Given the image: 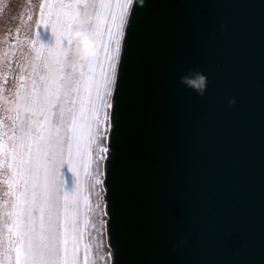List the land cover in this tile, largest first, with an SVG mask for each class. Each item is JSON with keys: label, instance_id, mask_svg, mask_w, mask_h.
Segmentation results:
<instances>
[{"label": "water", "instance_id": "obj_1", "mask_svg": "<svg viewBox=\"0 0 264 264\" xmlns=\"http://www.w3.org/2000/svg\"><path fill=\"white\" fill-rule=\"evenodd\" d=\"M146 2L103 140L106 254L264 264V0ZM197 74L203 94L182 82Z\"/></svg>", "mask_w": 264, "mask_h": 264}, {"label": "snow or ice", "instance_id": "obj_2", "mask_svg": "<svg viewBox=\"0 0 264 264\" xmlns=\"http://www.w3.org/2000/svg\"><path fill=\"white\" fill-rule=\"evenodd\" d=\"M36 6L34 31L28 26L20 38L17 28L11 51L0 54V264H112V251L105 254L91 231L100 207L91 196L103 184L93 164L108 158L109 148L98 141L114 126L119 133L113 96L122 48L150 5L37 0ZM41 30L49 41L42 42ZM73 32L87 34L89 58L81 59ZM190 84L203 94L205 79L201 86L195 75Z\"/></svg>", "mask_w": 264, "mask_h": 264}, {"label": "rangeland", "instance_id": "obj_3", "mask_svg": "<svg viewBox=\"0 0 264 264\" xmlns=\"http://www.w3.org/2000/svg\"><path fill=\"white\" fill-rule=\"evenodd\" d=\"M32 7H28V0H0V6L4 7V11L0 14V49L2 53L10 52L9 45L15 42L16 29L20 28V38H26L29 34V27L34 31V20L38 14L37 0H31ZM32 15L33 20L28 21L27 16ZM11 29V31H9ZM43 35L40 37L42 42H47L51 39L50 33L46 30H41Z\"/></svg>", "mask_w": 264, "mask_h": 264}, {"label": "bare ground", "instance_id": "obj_4", "mask_svg": "<svg viewBox=\"0 0 264 264\" xmlns=\"http://www.w3.org/2000/svg\"><path fill=\"white\" fill-rule=\"evenodd\" d=\"M103 140L104 139L101 138L98 141V144L103 146L104 145ZM94 159H95V156H94ZM100 164H101V161L98 159L96 160V163L93 164V171L97 174L100 173ZM96 192L99 193V195H92L91 200H92L94 208H95L97 203H99L100 207L95 208V212L93 213V224L95 225V227H93L91 229V231H92V235L96 237V242L98 244L102 245L103 251L106 254L105 246L103 243V237H102L101 224L103 222V218H102V211H101V200H100V187H99V185L96 187ZM101 264H103V262H101Z\"/></svg>", "mask_w": 264, "mask_h": 264}, {"label": "clouds", "instance_id": "obj_5", "mask_svg": "<svg viewBox=\"0 0 264 264\" xmlns=\"http://www.w3.org/2000/svg\"><path fill=\"white\" fill-rule=\"evenodd\" d=\"M71 39H72V41L76 42L79 45V55H80L81 59H87L93 54L92 53L93 45L91 44L86 33L73 32ZM196 78L199 79V82L202 86L204 78L199 76V74L196 75ZM190 81H191V79H188V78H184L182 80V82L187 83L189 86H191Z\"/></svg>", "mask_w": 264, "mask_h": 264}]
</instances>
